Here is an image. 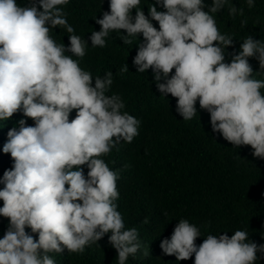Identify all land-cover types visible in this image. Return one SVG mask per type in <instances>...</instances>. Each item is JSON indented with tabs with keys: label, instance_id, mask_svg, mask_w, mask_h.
<instances>
[{
	"label": "clouds",
	"instance_id": "clouds-1",
	"mask_svg": "<svg viewBox=\"0 0 264 264\" xmlns=\"http://www.w3.org/2000/svg\"><path fill=\"white\" fill-rule=\"evenodd\" d=\"M68 2L38 0L21 7L16 0H0V121L17 111L33 121L26 126L21 119L3 146L14 164L0 178V217L8 221L0 264H56L53 254L83 253L109 232L118 264L142 247L137 228L125 230L117 210L120 170L103 159L122 142L131 143L141 121L124 111L119 94H108L111 71L93 76L80 66L89 47L68 23L61 7ZM140 3L109 0V11L94 18L100 28L91 31V48L106 47L113 32L123 46L142 35L132 60L136 73L151 70L156 90L175 99L183 121L197 115L198 102L213 133L235 148L249 146L254 158L264 160V80L254 78L264 75V43L248 35L225 62L233 37L221 34L213 14L226 0H212L210 7L203 0H153L147 15ZM247 6L254 7V0ZM228 15L244 12L232 5ZM246 24L241 20V27ZM56 28L67 33L68 46L54 39ZM249 58L258 61L255 74ZM128 72L124 63L120 74ZM198 237L200 229L181 218L159 247L177 261L194 256V264H255L256 254L264 255V244L249 241L247 231L209 234L197 245Z\"/></svg>",
	"mask_w": 264,
	"mask_h": 264
},
{
	"label": "trees",
	"instance_id": "trees-1",
	"mask_svg": "<svg viewBox=\"0 0 264 264\" xmlns=\"http://www.w3.org/2000/svg\"><path fill=\"white\" fill-rule=\"evenodd\" d=\"M152 2L141 0L140 8L145 15ZM16 3L25 7L38 0H16ZM203 3L210 7L212 0H203ZM232 5L243 9V17H229L228 8ZM61 7L76 34L88 42L89 48L80 66L93 76L111 71L114 83L108 94H119L125 103L124 111L141 121L139 135L131 143L122 142L117 145L119 151L113 148L103 157L111 169L120 170L116 203L125 230L137 228L142 242L136 256H130L125 264H194V256L177 261L175 256L164 255L159 247L161 240L171 237L181 218L200 229L197 245L209 234L227 232L231 237L236 230L247 231L248 240L258 246L264 244V160L254 158L249 146L235 148L219 133H213L210 116L199 108L198 102L197 115L183 121L175 111V99L170 95L162 97L156 90L151 70L136 73L132 60L142 35L132 46H123L118 33L113 32L106 38V47L91 48V31L100 28L94 18H102V13L109 11V0H69ZM157 10L163 11V8ZM213 15L221 34L233 37V46L225 50V62H230L228 54H238L240 44L248 35L264 43V0H254L252 8L247 6V0H226L224 9ZM243 19L247 20L245 27H241ZM152 23L158 29V24ZM120 34L126 35L123 30ZM53 37L68 46L63 29H53ZM248 62L253 74L259 71L255 58H249ZM124 63L129 72L121 75ZM254 78L264 80V75ZM74 115L73 112L70 119ZM21 119L26 120V126L33 125L22 111L0 121V178L14 164L10 154L3 152L7 132L14 127L18 130ZM7 226L8 221L0 217V239ZM25 231L32 234L29 228ZM110 235L109 232L97 244L87 246L83 253L65 250L62 254H53L56 264H118L117 253L108 243ZM144 252L149 255L144 257ZM256 255L255 264H264V255L259 252Z\"/></svg>",
	"mask_w": 264,
	"mask_h": 264
}]
</instances>
